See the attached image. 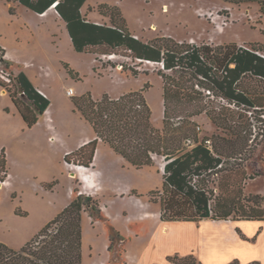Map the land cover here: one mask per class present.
<instances>
[{
  "label": "rangeland",
  "instance_id": "1",
  "mask_svg": "<svg viewBox=\"0 0 264 264\" xmlns=\"http://www.w3.org/2000/svg\"><path fill=\"white\" fill-rule=\"evenodd\" d=\"M0 1L16 10L20 6L18 3ZM216 1L88 0L83 13L90 21L99 17L103 23L110 24V14L114 7H118L119 17L131 29L130 32L144 42L165 36L193 45L240 41L245 47L251 48L252 44L264 43V15L257 3L230 5L229 8ZM210 12L218 16L216 21ZM9 16V12L0 7V21L15 29L20 40L13 42L7 37L6 48L0 46V69L16 75L13 69L24 67L32 78L45 74L46 78L52 80V88L49 90L53 104L50 111L55 127L54 132L49 130L43 119L38 125L28 128L16 109L5 106L11 102L10 98L0 93V155L4 151L0 160L6 161L5 168H0V179L5 172L10 175L8 183L0 186V242L19 250L62 211L63 206L69 202L68 194L73 185L79 189V180L73 179L72 175L74 167L79 166V160L73 157V163L67 164L63 153L67 148H74L80 140L91 136L93 129L82 119L73 102L74 98L89 93L96 101L105 94L116 98L121 93L144 89V96L152 111L153 124L163 129L164 80L160 75L163 70L160 64L133 60L123 49L117 50L112 56L66 50L69 62L66 65L46 60L47 44L41 30H38L41 22L38 16L27 10H18L12 22ZM10 58H15L12 64L8 61ZM165 74L170 79L169 83H181L183 94L200 93L197 101L191 103L186 100L182 103L171 102L173 111L186 115L198 110L199 106L214 113H220L221 107L230 109L224 112L230 116L227 125L222 122L217 126L206 112L191 118L196 123L200 138L210 137L213 145L215 138L212 137L230 138L232 136L227 134L242 123L246 146L239 144L237 154L224 159L222 171L209 177L207 185L213 192V199L218 197L226 202L228 210L234 211L232 217L246 218L255 214V211H263L264 108L249 110L228 106L195 85L197 81L189 73L171 71ZM246 82L255 86L260 93L264 92L263 83L251 79H246ZM69 87L74 89V97L66 94ZM156 161L155 166L148 168L154 174V179L147 172H136L131 181H138L139 184L143 181L144 187H160L152 191L161 190L163 160L158 158ZM150 192L139 194L136 191L132 195L151 202L148 196ZM254 207L258 210H251ZM86 236L87 257L88 232Z\"/></svg>",
  "mask_w": 264,
  "mask_h": 264
},
{
  "label": "trees",
  "instance_id": "2",
  "mask_svg": "<svg viewBox=\"0 0 264 264\" xmlns=\"http://www.w3.org/2000/svg\"><path fill=\"white\" fill-rule=\"evenodd\" d=\"M5 1L18 3L37 14H44L55 6L78 53L112 56L123 49L133 60L164 65L160 71L164 80L163 129L153 124L144 89L118 98L105 94L96 101L89 93L76 97L73 102L96 137L67 154V164L73 163L72 158L76 157L79 160L77 165L90 168L101 140L137 169L155 166L158 158L163 160L162 188L148 194L152 203L160 205L162 221L227 220L233 215L234 211L228 210L226 202L218 197L213 199L207 180L222 171L224 159L236 155L239 144L246 146L242 123L227 134L232 136L230 138L212 137L215 138L214 143L209 148L207 141L211 138H200L191 118L206 112L217 126L222 122L227 125L230 116L225 111L230 109L221 107L220 113H214L199 106L198 110L186 115L173 111L171 102L186 100L191 103L197 101L200 93L183 94L181 83H169L165 72L189 73L197 81L195 85L238 108L263 109L264 92L260 93L246 79L264 84V55L261 54L264 53V45L255 43L251 48L237 43L193 45L165 36L144 42L133 37L125 21L119 17L118 7H114L110 14V24H97L88 20L81 11L88 0ZM221 1L234 6L257 3L264 15V0ZM9 11L15 14L13 7ZM11 75L12 84L7 85L0 79V86L8 91L27 127L32 128L49 108L51 100L37 90L25 72ZM188 140H192L194 145L187 146ZM1 156H4V151L0 159ZM5 164V160H0L1 169ZM74 194L72 201L21 249L16 250L0 242V264H83L84 214L88 213L93 220L102 219L103 214L98 199L81 194L78 188H74ZM256 208L251 210H258ZM241 219L264 220V210ZM168 261L172 264H202L193 254L171 255Z\"/></svg>",
  "mask_w": 264,
  "mask_h": 264
},
{
  "label": "crops",
  "instance_id": "3",
  "mask_svg": "<svg viewBox=\"0 0 264 264\" xmlns=\"http://www.w3.org/2000/svg\"><path fill=\"white\" fill-rule=\"evenodd\" d=\"M216 2L225 5V7L230 6L221 0ZM85 6L81 10L82 13ZM0 7L5 8L10 14L11 7H8L3 1H0ZM14 10L15 14L9 16L11 22L16 17L18 10L33 12L21 5L17 7V10ZM33 13L41 20L38 30H41L47 44L46 60H55L63 65L68 64L65 51L74 50V47L65 22L53 7L44 14ZM91 21L103 24L99 17H95ZM19 36L15 29L0 21V46L3 49L6 48L7 37H10L13 42H18ZM230 42H237L239 46H244V43L240 41H219L216 45ZM258 43L264 44L263 42ZM207 44L212 43L207 42ZM13 60L15 58L8 59L11 64ZM13 70L16 74L25 72L37 90L51 100V105L36 125L44 119L48 129L54 132L53 114L50 111L53 102L49 90L52 88V80L46 78L45 74L32 78L24 67ZM0 93L11 100L5 106L16 109L20 115L8 91L0 86ZM123 94L117 95L116 98ZM95 137L93 131L91 136L80 140L74 148H67L63 156L78 150ZM78 167H74L72 175L73 179L79 180L80 193L99 199L103 214V218L100 220H93L88 213L84 214L83 264H172L168 261V257L175 254L180 256L193 254L202 264H231L235 261H238L239 264L253 262L264 264V220H245L231 216L227 220L164 222L161 220V208L158 203H152L137 195H132L136 191L139 194H147L160 188L154 185L144 187L142 186L143 181L140 182L141 184L138 181H131V177L136 172H147L149 177L154 179V174L148 169L149 167L137 169L131 166L101 140L98 142L92 166L90 168L82 167L84 168L82 172L77 169ZM68 195L70 202L75 197L74 185ZM127 199L129 200L126 201ZM69 202L63 206L62 210ZM133 225H135L134 228ZM87 232L90 238L87 245L88 256L86 257ZM113 238L118 242H112Z\"/></svg>",
  "mask_w": 264,
  "mask_h": 264
},
{
  "label": "built area",
  "instance_id": "4",
  "mask_svg": "<svg viewBox=\"0 0 264 264\" xmlns=\"http://www.w3.org/2000/svg\"><path fill=\"white\" fill-rule=\"evenodd\" d=\"M210 16L213 17V20H214V21H216V18L218 17L217 15H214L213 12H210ZM222 23L225 24L226 21H223ZM133 37L136 38V39H138V37H137L136 35H134ZM161 67H162V69H163V68H164V65L161 64ZM0 79H1L4 83H6L7 85H11V84H12V80H13V76H12L10 73L6 72L5 70L0 69ZM204 91H206V90H204ZM206 92H207V94H208L209 96H213V97H215L210 91H206ZM67 94H68V96H70V97L74 96V95H75V91H74V89H72V88L68 89ZM219 99H220L224 104H226V105H228V106H235V104H229V103H228L225 99H223V98H220V97H219ZM198 129L200 130V127H198ZM51 140H54V139H51ZM186 145H187V146H193L194 143H193L192 140H188L187 143H186ZM207 145H208L209 148H212V143H211L210 140L207 141ZM9 179H10V175H9V173H8V172H5L3 178L0 179V186H1V185L3 186V185H5V184H7L8 181H9Z\"/></svg>",
  "mask_w": 264,
  "mask_h": 264
},
{
  "label": "bare ground",
  "instance_id": "5",
  "mask_svg": "<svg viewBox=\"0 0 264 264\" xmlns=\"http://www.w3.org/2000/svg\"><path fill=\"white\" fill-rule=\"evenodd\" d=\"M53 8H55V6H53ZM77 169L81 172L84 171V168H82L81 166H79Z\"/></svg>",
  "mask_w": 264,
  "mask_h": 264
}]
</instances>
